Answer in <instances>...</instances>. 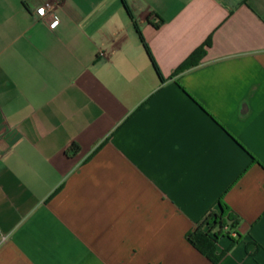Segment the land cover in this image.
<instances>
[{
    "label": "crops",
    "instance_id": "1",
    "mask_svg": "<svg viewBox=\"0 0 264 264\" xmlns=\"http://www.w3.org/2000/svg\"><path fill=\"white\" fill-rule=\"evenodd\" d=\"M127 3L164 82L121 0H0V264H212L221 200L264 264V0Z\"/></svg>",
    "mask_w": 264,
    "mask_h": 264
},
{
    "label": "trees",
    "instance_id": "2",
    "mask_svg": "<svg viewBox=\"0 0 264 264\" xmlns=\"http://www.w3.org/2000/svg\"><path fill=\"white\" fill-rule=\"evenodd\" d=\"M122 4L124 5L128 15L130 16L134 28L138 35L141 38L143 47L158 75L161 82H164L165 79L160 71V68L157 65L152 52L146 43L141 29L135 20L127 0H121ZM205 55V50L203 48L196 51L177 71L176 74H180L186 70H189L198 65L200 59ZM78 148L75 145L73 151H77ZM219 211H212L207 218L199 225V227L189 233L187 235L188 242L194 246L200 253L206 256L212 264H219L220 261L223 259L225 254L231 251L234 246L237 244L232 238V233L236 231L240 226V219L237 215L233 212V210L223 201L219 202ZM224 238L232 239V244L229 247L228 251L219 253L218 252V244Z\"/></svg>",
    "mask_w": 264,
    "mask_h": 264
},
{
    "label": "built area",
    "instance_id": "3",
    "mask_svg": "<svg viewBox=\"0 0 264 264\" xmlns=\"http://www.w3.org/2000/svg\"><path fill=\"white\" fill-rule=\"evenodd\" d=\"M61 2H48L43 7L37 10V15L40 20L48 21L51 28H56L60 19L56 14V9L60 7Z\"/></svg>",
    "mask_w": 264,
    "mask_h": 264
}]
</instances>
